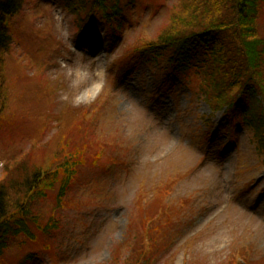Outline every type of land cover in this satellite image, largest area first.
<instances>
[{
  "label": "rangeland",
  "instance_id": "1",
  "mask_svg": "<svg viewBox=\"0 0 264 264\" xmlns=\"http://www.w3.org/2000/svg\"><path fill=\"white\" fill-rule=\"evenodd\" d=\"M177 3L122 0L126 22L113 41L103 20L79 27L60 0H23L10 18L0 181L25 166L46 169L64 141L86 158L55 237L12 238L0 264H109L119 246L123 261L137 234L152 230L149 264H264V154L254 130L213 111L202 73L182 81L139 51L172 23ZM58 24L89 58L105 53L107 84L89 105L59 102L65 83L53 70L67 49ZM261 24L264 32V15Z\"/></svg>",
  "mask_w": 264,
  "mask_h": 264
},
{
  "label": "trees",
  "instance_id": "2",
  "mask_svg": "<svg viewBox=\"0 0 264 264\" xmlns=\"http://www.w3.org/2000/svg\"><path fill=\"white\" fill-rule=\"evenodd\" d=\"M60 1L75 16L79 27L93 24L98 18L103 20L112 33L111 41L118 39L117 32L125 26L122 0ZM177 2L172 23L139 51L149 59L166 61L167 68L182 81H188L190 73H202L204 83L200 91L213 111L224 109L232 120L242 119L254 130L257 151L264 154V32L261 24L264 0ZM22 3L23 0H0V94L4 55L13 41L10 18L20 11ZM5 119L0 110V127ZM85 142H80L83 149L89 143L85 145ZM77 145L64 141L58 147L54 162L46 169L25 166L18 173L9 169L11 175L0 181V259L9 249L12 238L24 235L36 240L42 234L49 239L55 237L58 213L66 204L71 187L82 179L78 177L82 174L86 154L77 153L78 148H74ZM147 222L149 220L144 225L147 226ZM153 233L152 230L150 236L144 231L129 241L132 248L123 261L116 252L121 246L116 248L109 264L152 262L155 250L147 246L154 247ZM231 264H236L235 259Z\"/></svg>",
  "mask_w": 264,
  "mask_h": 264
},
{
  "label": "clouds",
  "instance_id": "3",
  "mask_svg": "<svg viewBox=\"0 0 264 264\" xmlns=\"http://www.w3.org/2000/svg\"><path fill=\"white\" fill-rule=\"evenodd\" d=\"M56 20L60 21L59 13ZM56 38L60 40L67 51L57 58L55 75L65 83L64 89L59 94V102L73 108L93 103L104 91L107 84L108 66L100 60V56L89 58L85 53L77 50L70 41L73 35L57 25Z\"/></svg>",
  "mask_w": 264,
  "mask_h": 264
}]
</instances>
